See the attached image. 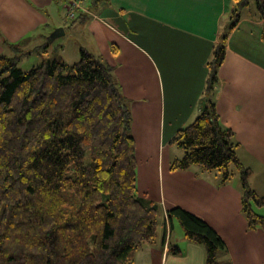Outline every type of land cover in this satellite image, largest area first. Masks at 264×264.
I'll return each mask as SVG.
<instances>
[{
  "label": "trees",
  "instance_id": "1",
  "mask_svg": "<svg viewBox=\"0 0 264 264\" xmlns=\"http://www.w3.org/2000/svg\"><path fill=\"white\" fill-rule=\"evenodd\" d=\"M233 2L214 49L209 93L228 35L251 0ZM255 2L264 19V0ZM18 55H0V264H134L137 250L156 240L161 207L138 193L132 113L114 67L84 48L72 65L54 55L28 71ZM172 141L184 150L173 170L198 164L225 182L234 166L248 225L264 228L254 208L264 206V196L250 186L240 143L210 97ZM167 215L205 247V264H218L227 245L208 222L178 206Z\"/></svg>",
  "mask_w": 264,
  "mask_h": 264
},
{
  "label": "crops",
  "instance_id": "2",
  "mask_svg": "<svg viewBox=\"0 0 264 264\" xmlns=\"http://www.w3.org/2000/svg\"><path fill=\"white\" fill-rule=\"evenodd\" d=\"M68 1L0 0V55L47 45L45 57L67 61L68 44L48 39L63 27L61 36L75 45L72 58L78 60L84 48L114 67L132 113L138 193L157 202L165 218L164 232L137 250L134 264L206 263L205 247L188 240L175 218H168V210L177 206L204 219L225 240L218 264H264V228L248 225L242 182H223L220 171L198 164L171 168L184 156L173 137L210 97L240 143L239 158L251 169L250 186L264 196V19L259 12L257 18L241 12L209 93L214 49L232 20L233 0H88V12L74 20L66 19ZM256 206L264 216V206Z\"/></svg>",
  "mask_w": 264,
  "mask_h": 264
},
{
  "label": "rangeland",
  "instance_id": "3",
  "mask_svg": "<svg viewBox=\"0 0 264 264\" xmlns=\"http://www.w3.org/2000/svg\"><path fill=\"white\" fill-rule=\"evenodd\" d=\"M257 11L258 10H257V5H256L255 0H251L250 4L243 8L242 13L243 14H246V13L251 14V13H255ZM252 16L256 17V13L253 14ZM60 42H64V43L68 44V50H67V54H66L67 55L66 56L67 57L66 63L68 65H72V64L76 63L77 61H79L80 58H78V60H76L74 57L73 58L71 57V55L74 56L75 45H74L73 42H71L69 40V37L68 36L57 37L55 39V43L54 44L58 45ZM44 49L45 48L40 49V50L38 49L37 51H29L28 53H25V54H22V53L19 52L20 54L18 56L20 57L19 58L20 60L18 62V65L25 71L30 70L32 67H34V66H36V65H38L39 63L42 62V60L45 57L44 56V51H43ZM9 55L13 56V55H15V52L10 51ZM175 148L179 149V147H177V146ZM232 169L234 170V175L231 177V179H233V181L237 180V181L242 182L241 173L238 170H235L234 166H232ZM255 211L257 213H259L257 211V206L255 207ZM175 221H176L177 229L180 228L182 230V232H183V228L181 227L179 221L177 219H175ZM164 224H165L164 214H163L162 210H160L159 218H158V233L161 232V231L164 232V230H165V225ZM177 234H178V232H177ZM176 246H175V243L172 244V248H175Z\"/></svg>",
  "mask_w": 264,
  "mask_h": 264
},
{
  "label": "built area",
  "instance_id": "4",
  "mask_svg": "<svg viewBox=\"0 0 264 264\" xmlns=\"http://www.w3.org/2000/svg\"><path fill=\"white\" fill-rule=\"evenodd\" d=\"M88 0H69L66 5V19L74 20L82 12H88Z\"/></svg>",
  "mask_w": 264,
  "mask_h": 264
},
{
  "label": "water",
  "instance_id": "5",
  "mask_svg": "<svg viewBox=\"0 0 264 264\" xmlns=\"http://www.w3.org/2000/svg\"><path fill=\"white\" fill-rule=\"evenodd\" d=\"M65 33V30L63 27H58L56 28L49 36V40L52 41L54 39H56L57 37H60L61 35H63Z\"/></svg>",
  "mask_w": 264,
  "mask_h": 264
}]
</instances>
